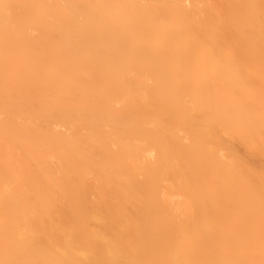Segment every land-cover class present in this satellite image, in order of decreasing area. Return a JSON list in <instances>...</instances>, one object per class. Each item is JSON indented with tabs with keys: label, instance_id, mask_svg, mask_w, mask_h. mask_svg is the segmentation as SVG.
Segmentation results:
<instances>
[{
	"label": "bare ground",
	"instance_id": "6f19581e",
	"mask_svg": "<svg viewBox=\"0 0 264 264\" xmlns=\"http://www.w3.org/2000/svg\"><path fill=\"white\" fill-rule=\"evenodd\" d=\"M0 264H264V0H0Z\"/></svg>",
	"mask_w": 264,
	"mask_h": 264
}]
</instances>
